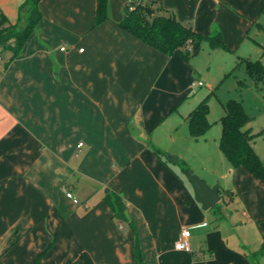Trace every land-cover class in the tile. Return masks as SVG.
<instances>
[{"label":"crops","instance_id":"obj_1","mask_svg":"<svg viewBox=\"0 0 264 264\" xmlns=\"http://www.w3.org/2000/svg\"><path fill=\"white\" fill-rule=\"evenodd\" d=\"M24 1L0 0L8 23L25 24ZM147 1L200 33L221 31L231 50L213 54L225 74L239 57L264 64V0ZM126 2L109 0V18L96 24L97 0H41L20 53L3 55L0 264H264V181L234 167L220 138L209 145L206 133L190 135L198 100L182 106L198 61L123 29ZM164 125L182 129L191 159L206 158L200 177L220 187L217 206L204 209L165 164L151 140ZM254 147L264 162V135ZM182 159L191 161L180 152L175 163ZM109 191L124 197L133 226L113 218ZM184 228L189 250L175 247Z\"/></svg>","mask_w":264,"mask_h":264},{"label":"trees","instance_id":"obj_2","mask_svg":"<svg viewBox=\"0 0 264 264\" xmlns=\"http://www.w3.org/2000/svg\"><path fill=\"white\" fill-rule=\"evenodd\" d=\"M40 1H24L21 10L27 15V19L22 27L8 23L4 15L0 18V46L3 50H9L13 56L20 53L43 16ZM108 18L109 0H97L96 24H100ZM119 25L166 54H173L175 51L181 52L186 60L199 54L204 42H208L211 48L231 50L221 31H217L213 35L200 33L190 23L180 20L174 12L166 11L147 0H127L124 17ZM241 65H244L257 87H264V64L262 61L239 57L235 69ZM223 107L225 114L220 118L223 129L219 142L223 155L234 167H244L255 178L264 181V162L254 147L255 139L260 133L253 132L246 127L252 116L246 111L243 100L237 98L224 101ZM209 112V104L204 99L188 115L189 130L194 137L198 138L209 130L211 126ZM156 151L158 152L159 149ZM186 169L189 170L188 167ZM105 199L118 224L128 223L133 226L127 215V203L121 194L109 191L105 195ZM71 264L82 263L76 260Z\"/></svg>","mask_w":264,"mask_h":264},{"label":"rangeland","instance_id":"obj_3","mask_svg":"<svg viewBox=\"0 0 264 264\" xmlns=\"http://www.w3.org/2000/svg\"><path fill=\"white\" fill-rule=\"evenodd\" d=\"M17 19L18 15L12 20L17 21ZM7 51L9 50H2L1 55L3 56L7 53ZM213 51L215 50L209 46L208 42H204L200 53L193 56V59H197L198 61V74L200 75L197 76V81H194L195 83H191L193 91L189 94V97L186 99L182 109H185L186 107L190 108V105L197 100V104L204 99L207 100L210 108L209 120L211 122V126L206 132V137L204 136L203 139L209 143V145H214L216 144V139L219 140L220 138V136L218 137L220 129L222 132V122L218 121V119L225 113L223 102L230 98L243 100V105L246 111L252 116L251 127L257 133H260L256 138L263 137L264 87H257L250 76L246 73V68L242 66L238 67L235 70V73L232 72L225 74V72L221 71L219 68L221 58L216 56V54H213ZM261 54H263V51ZM200 80H202L205 84L199 86L198 82ZM182 132V129L180 127H176L175 125L167 128L166 125H164L158 130L157 134L151 137V140L153 142V137L159 140L158 142L162 145V147L159 145H156V147L160 148L161 151H164L165 164L170 168V170L178 174L181 180H184L186 183L192 185L187 172L190 171L191 173L200 176V173L204 172V159L206 158L199 159L196 158V156H193V159H191V155L193 153L188 151V143L183 140ZM190 135L194 137L192 134ZM199 150L201 151V148ZM180 152L186 154L188 159L190 158L189 160L191 161L189 162L191 163L185 162L184 159L180 160L178 163L171 161L170 156L179 157ZM212 164V162L209 163V165L206 166V170L212 169ZM187 167L189 170L186 169Z\"/></svg>","mask_w":264,"mask_h":264},{"label":"water","instance_id":"obj_4","mask_svg":"<svg viewBox=\"0 0 264 264\" xmlns=\"http://www.w3.org/2000/svg\"><path fill=\"white\" fill-rule=\"evenodd\" d=\"M135 130V128L131 129L133 135L138 134L135 132ZM170 159L175 163L177 162L178 157L170 156ZM187 175L195 188L197 201L202 204L204 209H210L221 201L222 194L219 186H211L204 178L193 174L190 171L187 172ZM107 191L108 189H106V192Z\"/></svg>","mask_w":264,"mask_h":264},{"label":"built area","instance_id":"obj_5","mask_svg":"<svg viewBox=\"0 0 264 264\" xmlns=\"http://www.w3.org/2000/svg\"><path fill=\"white\" fill-rule=\"evenodd\" d=\"M3 15H4L3 9L0 7V18ZM64 48L65 47H63V49ZM2 50H3V48H2V46H0V66H1V64L3 62V56L1 55ZM198 83H199V85H202L203 81H199ZM81 145H82V143H79V147ZM67 196L68 197H73V193L71 191H67ZM74 201L78 202V200L75 197H74ZM190 235H191V229L190 228H184L182 230V234H181L180 239L175 244L176 249H180V250H182V249H187V250L191 249V245H190V242H189Z\"/></svg>","mask_w":264,"mask_h":264}]
</instances>
